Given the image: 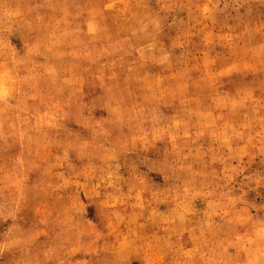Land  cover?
<instances>
[{"label": "rangeland", "instance_id": "1", "mask_svg": "<svg viewBox=\"0 0 264 264\" xmlns=\"http://www.w3.org/2000/svg\"><path fill=\"white\" fill-rule=\"evenodd\" d=\"M0 264H264V0H0Z\"/></svg>", "mask_w": 264, "mask_h": 264}]
</instances>
